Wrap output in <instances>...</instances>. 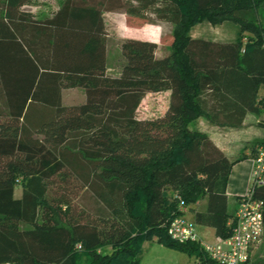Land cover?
<instances>
[{
    "label": "trees",
    "instance_id": "16d2710c",
    "mask_svg": "<svg viewBox=\"0 0 264 264\" xmlns=\"http://www.w3.org/2000/svg\"><path fill=\"white\" fill-rule=\"evenodd\" d=\"M32 1L0 0V264H141L153 237L220 264L168 225L181 197L195 223L233 232L227 183L245 154L231 160L192 123L238 127L264 109V0H62L43 17ZM109 11L171 25V43L109 34ZM205 20L234 21L236 39L194 38ZM76 87L85 99L65 103ZM159 90L165 113L139 118ZM249 189L264 203V183ZM205 197L206 210L193 206Z\"/></svg>",
    "mask_w": 264,
    "mask_h": 264
},
{
    "label": "crops",
    "instance_id": "0c3cea01",
    "mask_svg": "<svg viewBox=\"0 0 264 264\" xmlns=\"http://www.w3.org/2000/svg\"><path fill=\"white\" fill-rule=\"evenodd\" d=\"M29 5H25V7H28ZM112 13L111 11L106 12L104 14L106 19V14ZM117 15V27L119 28L118 34L116 36L119 37H132V38H138V39H146V40H152L161 43V37L163 30L161 26H158L161 28L160 37L154 38L152 37V34L148 32L145 28L146 25L149 23H142L137 26H134L133 24H130L128 22V17L124 13L115 12ZM107 24V21H106ZM210 24H205L204 29L207 30V34H198L193 31L192 36L194 38H206V39H212L215 41H233L237 37V30L236 28L238 25L235 24H226L223 23L220 27L221 31H219L216 35H213L211 29L208 26ZM225 25V26H224ZM228 25V26H226ZM139 31L140 33L135 34L131 32L132 34H129V31ZM209 32L212 34L210 35ZM236 32V33H235ZM159 39V40H158ZM76 88H69L77 89ZM81 92H83L84 96L82 100L85 99V91L82 88ZM66 90V89H65ZM64 90V91H65ZM169 93V99H170V90H167ZM259 96L264 97V86L261 87L259 91ZM63 99L65 103H76L81 101H71L66 100L63 92ZM169 100L167 102V106L165 108H168ZM264 120V109L260 113H254V112H248L244 123L241 126L234 127L229 125H219L212 123L208 117L202 116L196 120V126L199 130L206 132L212 140L228 155V157L231 160L239 158L241 155L245 154V158L237 161L231 170V174L227 183V193L229 196V210L232 212L237 211L239 204L237 203L235 197L239 195H244L248 192L250 186L253 182V167H254V158L251 155L252 151V145L257 140L264 137V127L260 125V121ZM252 140H255L252 142ZM193 206L197 207L199 210H206L208 206V199L207 197L204 199H201ZM187 215L191 216L194 220V213L190 210L187 212ZM214 228V227H213ZM215 229V228H214ZM217 236V235H216ZM251 264H264V240L263 242L254 248L251 254Z\"/></svg>",
    "mask_w": 264,
    "mask_h": 264
},
{
    "label": "rangeland",
    "instance_id": "374dc122",
    "mask_svg": "<svg viewBox=\"0 0 264 264\" xmlns=\"http://www.w3.org/2000/svg\"><path fill=\"white\" fill-rule=\"evenodd\" d=\"M61 4H62V0H33L32 3L29 4L28 7H25V9L31 10L35 12L37 16L43 17V16L52 15L61 6ZM153 16L154 15H152V17ZM106 21H107V24H106L107 31L109 32V34L116 36L119 30V28L117 27L118 20H117L116 13L112 12V13L106 14L105 22ZM224 23L235 24V22L232 20L225 21ZM205 24H210L208 26H210V28L212 27L214 28L213 30L211 29L210 32H212L213 35L217 36L218 35L217 33L221 31L219 29H221L220 26L223 23L216 25L206 20L198 22L191 28V34L193 33V31L198 34H207L208 33L207 30L204 29V27H202ZM133 25L134 26L139 25L138 21H135ZM158 26H161L162 30H166V32H168V37L166 35L161 40L165 44L169 45L172 40V37L169 36L171 29H172L171 25L167 24L162 27V25H159V24L149 23L146 25L145 29L152 34V37L159 38L161 34L160 32L161 28ZM236 30L238 33L239 27H237ZM129 32H130L129 34H132L131 32L135 34L140 33L137 30L129 31ZM210 32L209 34L212 35ZM110 55L113 56L111 57L112 60H114V62L117 63V65H120V62H122V55H120V53L118 52L115 53V50H113L112 54ZM83 94L84 93L81 92V89L79 88L72 89V90L66 89L64 91V96L66 100H71V101L72 100L73 101H83L82 100L84 96ZM168 96H169V93L167 90L148 92L146 96L144 97V99L142 100L141 105L138 109L139 118H153V117H158V116L163 115L165 113V108L169 100ZM192 126L198 129V127L196 126V121L192 123ZM254 141L255 140H252V142ZM17 196L18 197L21 196L20 184L17 186ZM187 217L193 220L191 216L187 215ZM195 226H196L199 238L202 243H209V244L216 243L217 234L213 227L202 225V224H197V223H195ZM107 250H111V247H108ZM139 259H140L141 264H200L195 255L190 254L187 250L181 249L176 246L168 245L162 241H159L157 237H153L151 240L145 241L143 243L142 254L140 255Z\"/></svg>",
    "mask_w": 264,
    "mask_h": 264
},
{
    "label": "built area",
    "instance_id": "2783aa9c",
    "mask_svg": "<svg viewBox=\"0 0 264 264\" xmlns=\"http://www.w3.org/2000/svg\"><path fill=\"white\" fill-rule=\"evenodd\" d=\"M254 157L252 185L264 183V147H257ZM179 210L168 225L169 235L180 242L201 241L194 220L187 217L189 206L181 197ZM262 200L254 197V189H249L240 200L236 211L233 232L228 237L217 236L214 244L202 243L209 254L220 264H251V254L264 238V215ZM81 247V244H78Z\"/></svg>",
    "mask_w": 264,
    "mask_h": 264
}]
</instances>
